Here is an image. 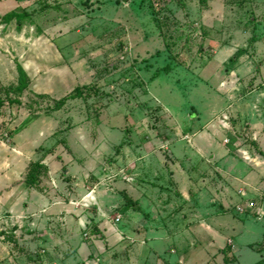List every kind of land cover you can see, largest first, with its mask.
<instances>
[{
    "label": "rangeland",
    "instance_id": "obj_1",
    "mask_svg": "<svg viewBox=\"0 0 264 264\" xmlns=\"http://www.w3.org/2000/svg\"><path fill=\"white\" fill-rule=\"evenodd\" d=\"M135 148L144 166L188 152L204 199L152 168L150 218L118 186ZM263 184L264 0H0V264H264Z\"/></svg>",
    "mask_w": 264,
    "mask_h": 264
},
{
    "label": "crops",
    "instance_id": "obj_2",
    "mask_svg": "<svg viewBox=\"0 0 264 264\" xmlns=\"http://www.w3.org/2000/svg\"><path fill=\"white\" fill-rule=\"evenodd\" d=\"M192 149L197 151V155H198L199 159L205 160L207 158L206 159L207 167H206L205 170H209V168H211V167L213 168L212 164L209 162L210 161L209 159H211L213 161V160H221L223 158V156H222L223 154L222 153L219 154V153L215 152L214 153V158H213V154L210 153L211 151H208V150L206 151L204 149L200 150L198 148L197 149L192 148ZM133 150L134 151L132 153L133 154L135 153L134 160H133L135 170H134L132 175L131 174L129 176L126 175L123 180H119L118 181V186L120 187V185H121L124 189L125 188L129 189V191H127L126 189L125 190L122 189L123 191L121 193L123 195H125V196L128 195L129 196V195H131L133 193V194H135L137 196L136 197L137 201L142 198L145 201V204H146V213L149 214V215H153V216H150V218H159V213L164 211L162 209V207L166 206L165 202L163 200V195H166V194L168 195V191L165 189L166 187H164L163 185L157 184L155 182H152V180L150 179V178H153V179L157 178V177H155V175H153V174L151 175L152 168L154 169V168H157V167H159V168L161 167V168H164V169L167 170L168 175H169L168 180L171 183L169 185V187L174 189L173 191H174L175 194L176 193L180 194V195L182 194L187 199V197H190L188 190H190V188L193 187L194 189H196V190L192 189V190H194L193 192H196V194L198 196H201L204 199V195L205 194H203V193H206V192H204L205 181H204V179H201V178H203L202 177L203 173L199 176V179H197L198 185L195 186V183L193 181L194 179L191 176V173L192 172L194 173V170H192L191 167H190L192 161L190 159H187L188 152H186L184 150L179 155L181 157L182 156L184 157L183 162L185 164L183 162H181V159L180 160L176 159L175 157H177V156L173 153L172 154V156H174L173 162H171L170 164H167V163L163 164V167H162L161 165H159V163H155L156 160H155V158L152 155H149L148 158L149 157L153 158V162H154L153 164L149 163L148 161H145V163H144L145 166L144 165H139L137 161L139 160V162H140L141 159L136 160V157H138V153L139 152L136 151L137 150L136 148L133 149ZM125 152H126V150L123 149L121 151L120 156L121 157H125ZM217 156H219V158H217ZM227 157L231 158V156H229V155ZM150 164H152V165H150ZM186 165L188 166V168H185ZM215 165H217V168L214 167V169H218L219 168L221 172L224 171V170H222V167L220 165H218V164H215ZM189 167H190V169H189ZM142 170H144V172ZM188 170H189V173H188ZM230 171H232V169ZM221 172H219V173L217 172V174L221 175L222 174ZM199 174H200V172H199ZM251 174L252 175L246 174L245 176H243L241 178H238V177H235V175L233 173H231L230 174V181H231V179L233 181H234V179H237V181H236L237 185L238 186H242V187H244L246 189L247 186H251L252 187V181L251 180H254V176H253L252 172H251ZM141 178L144 179V180H141ZM125 179H128L129 181H127V183H123V182L126 181ZM120 181H122V182H120ZM218 182L220 184L221 180L218 181ZM262 186H264V184ZM77 188H78L77 190H82L81 191V195L87 193L88 191H90L92 189L93 193L94 192L96 193V194L94 193L95 194V198L97 196V193H99L100 190H102L101 194H102L103 197H107L108 195H111V191L108 188H105L103 185H96L95 189H94L93 185L92 186H86V185L83 184V185H79V187H77ZM179 188L181 189L180 191H179ZM165 191H167V192H165ZM181 191H182V193H181ZM229 192H230L229 196H221V195L218 196L216 194V192H215V194L218 196L216 200H217V204H218L219 207L220 206H225L226 207L227 204H235V202L238 199V195L234 196V191H229ZM93 193H91V195H93ZM176 197L178 198V196H176ZM215 198H214V200H215ZM177 202H178V200H177ZM236 203H239V202H236ZM209 204H211L210 200H209ZM241 204H245L246 205L248 203H247V201H245V203L241 202ZM188 206H190V208H192V209L194 207V205L192 206L190 204L187 205V207ZM187 207H186V210H187ZM208 209H209V207H205V209H202V210L205 211V210H208Z\"/></svg>",
    "mask_w": 264,
    "mask_h": 264
},
{
    "label": "trees",
    "instance_id": "obj_3",
    "mask_svg": "<svg viewBox=\"0 0 264 264\" xmlns=\"http://www.w3.org/2000/svg\"><path fill=\"white\" fill-rule=\"evenodd\" d=\"M14 16L16 17L15 18L16 22H19V18H20L19 15H14ZM9 18H12V14L8 17V19ZM26 84H27V77L25 75V72H23V70L18 67V80L15 90L21 92L25 88ZM8 101L12 102L13 99L9 98ZM38 168L39 169L42 168L41 163H34L30 168V171L28 173L29 176L28 180L30 183L36 179L35 170Z\"/></svg>",
    "mask_w": 264,
    "mask_h": 264
}]
</instances>
